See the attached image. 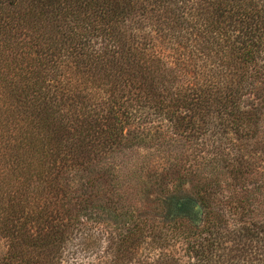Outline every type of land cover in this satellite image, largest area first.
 Here are the masks:
<instances>
[{"label":"trees","instance_id":"1","mask_svg":"<svg viewBox=\"0 0 264 264\" xmlns=\"http://www.w3.org/2000/svg\"><path fill=\"white\" fill-rule=\"evenodd\" d=\"M186 145L198 174L171 155ZM158 153L170 163L147 171ZM259 156L264 0H0V264H61L80 217L117 210L124 183L148 200L196 178L169 199L199 205L201 223H161L188 263L264 264ZM132 227L119 260L161 240L147 218Z\"/></svg>","mask_w":264,"mask_h":264},{"label":"rangeland","instance_id":"2","mask_svg":"<svg viewBox=\"0 0 264 264\" xmlns=\"http://www.w3.org/2000/svg\"><path fill=\"white\" fill-rule=\"evenodd\" d=\"M185 149L187 151L185 154L175 150L171 155L174 154L178 158L184 159L183 161H186L185 166L191 163L192 170L194 169L198 174L201 172L202 166L199 165L197 155L192 152V157L187 159L192 148L190 145H186ZM144 154L145 152L133 153L131 159L132 161H139ZM171 155L166 156L164 153H158L156 156L150 157L147 171L158 172L165 168L170 163ZM254 162L259 172L257 174H264V170H261V167L264 168V157H255ZM197 184L196 178V180L190 181V185L183 186L180 193L176 194L174 189L170 188L163 193H153L146 200L143 198L144 196L139 194L138 185H135L134 181L124 183L120 187V193L124 199L117 205V210L110 212L106 210L105 212L102 210L103 208L93 206L85 216L80 217L76 236L62 251L61 264H150L152 260L156 261L157 257L163 254L171 255L174 259L179 260V264H189L185 252L186 242L182 236L176 237L161 223H165L166 219L171 221L170 215L174 217L176 214L183 216L186 222L201 223L203 211L199 205L197 206L200 210L192 208L181 210L176 207L178 199L171 201L169 199L173 196L192 197V186ZM255 205H258L259 210L264 212V201L261 196L258 204ZM258 217L260 219L261 216ZM144 218L161 228V240H154L153 234H151L152 236L139 244L133 242L129 245L128 252L124 254L126 258L119 260V244L122 240L121 237L126 236L125 230ZM229 245L230 243H226L224 246L229 247ZM259 258L254 255L252 258H242L241 260H243L242 264H258L257 261H261ZM146 259L149 260L146 262Z\"/></svg>","mask_w":264,"mask_h":264},{"label":"flooded vegetation","instance_id":"3","mask_svg":"<svg viewBox=\"0 0 264 264\" xmlns=\"http://www.w3.org/2000/svg\"><path fill=\"white\" fill-rule=\"evenodd\" d=\"M194 206L195 205L191 201H189L187 199H182L181 201L176 203V207L178 209H181V210L182 209H191V208L195 210Z\"/></svg>","mask_w":264,"mask_h":264},{"label":"water","instance_id":"4","mask_svg":"<svg viewBox=\"0 0 264 264\" xmlns=\"http://www.w3.org/2000/svg\"><path fill=\"white\" fill-rule=\"evenodd\" d=\"M192 203H193V202H192ZM193 204H194V203H193ZM194 205H195V206H194V207H195V210H200L199 207H198L196 204H194Z\"/></svg>","mask_w":264,"mask_h":264}]
</instances>
